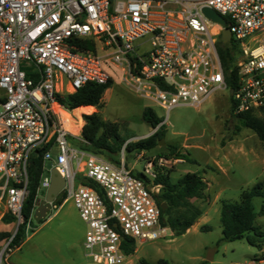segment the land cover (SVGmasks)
<instances>
[{
	"label": "built area",
	"instance_id": "built-area-1",
	"mask_svg": "<svg viewBox=\"0 0 264 264\" xmlns=\"http://www.w3.org/2000/svg\"><path fill=\"white\" fill-rule=\"evenodd\" d=\"M202 6L225 19L236 45L227 70L217 49L222 26L208 19ZM106 65L125 72L135 89L166 113L177 105L198 106L222 89H232L233 114L260 110L264 0H0V200L16 221L15 231L23 224L26 232L37 199L44 197L38 192L46 191L55 167L64 179L63 201L72 199L86 225V256L119 264L129 255L124 242L167 234L156 178L180 158L147 156L138 170L126 166L130 140L123 143L119 162L71 143L70 137L81 139V125L77 133L66 127L61 110L77 116L59 99L88 82L106 83L111 77ZM40 147H45L43 172L25 219L30 156ZM54 147V162L46 169ZM133 155L137 160L143 151ZM15 231L0 248V264L17 248L10 245Z\"/></svg>",
	"mask_w": 264,
	"mask_h": 264
},
{
	"label": "rangeland",
	"instance_id": "rangeland-1",
	"mask_svg": "<svg viewBox=\"0 0 264 264\" xmlns=\"http://www.w3.org/2000/svg\"><path fill=\"white\" fill-rule=\"evenodd\" d=\"M219 45L218 42L217 49ZM219 52L225 53L222 47ZM230 55L233 63L235 54L230 52ZM107 70L112 77L102 94L103 104L98 109L101 117L117 122L120 135L134 141L157 129L142 117L143 109L149 106L162 118L160 124L165 130L164 136L153 148L143 151L141 158L136 160L134 155L125 152L126 166L133 165L139 170L147 156L174 158L175 153L180 152L183 160L177 158L179 160L162 172L172 169V181L186 172H196L207 181L204 197L190 199L201 208V214L186 231L177 234V229L169 223L164 237L136 240L134 251L119 264H139L142 260L157 263L160 259L168 264H264V195L252 198L256 212L254 224L260 228L262 236L247 232L260 242V247L250 244L246 236L232 241L220 240V200L237 201L241 190L256 182H262L264 187V140L253 129L241 125L230 111L229 91L218 90L198 106L177 105L166 113L155 101L142 96L125 72L111 65ZM91 109L94 110V106ZM253 112L264 125V112ZM56 152L54 147L52 158L45 161L46 169L52 166ZM44 195L45 189H41L38 197ZM185 210L172 206L165 216L181 218ZM7 213L0 202V248L16 228V221L4 220ZM42 219H30V228L24 230L19 247L9 253L7 264H105L86 256L83 246L86 225L72 199L67 198L59 207H52Z\"/></svg>",
	"mask_w": 264,
	"mask_h": 264
},
{
	"label": "trees",
	"instance_id": "trees-1",
	"mask_svg": "<svg viewBox=\"0 0 264 264\" xmlns=\"http://www.w3.org/2000/svg\"><path fill=\"white\" fill-rule=\"evenodd\" d=\"M86 43L88 42L85 40L81 43V46L85 47ZM219 44L218 52L219 47H222L223 51L226 53L221 55L219 52V56L225 70H227L233 64L230 52L234 54L236 45L232 41L223 43L221 40H219ZM108 66L109 65H106V69ZM234 73L235 72L233 70L231 72L232 77L234 76ZM111 77L106 83L102 84L88 82L75 92L66 94L59 100L65 108L69 110L75 108L77 110L80 116V125L82 123V118L84 120L81 128V139L70 137L69 140L71 143L91 153L102 155L107 159L119 162V151L123 143L126 141V138H123L120 135L117 122L103 119L98 111L103 104L101 99L102 94L110 85ZM93 106L96 108L94 111L91 109ZM230 108V111L233 113V104ZM255 110L257 109L233 115L237 118L241 125L253 129L259 138L264 140V125L253 112ZM260 110L264 112V108ZM82 112L90 113H83L81 117ZM142 117L152 127H157V129L144 138L128 141L125 144L124 150L129 153V155H133L134 152L146 151L153 148L157 144V141L164 136V127L162 124H159L162 121V118H160L151 107L146 106L143 109ZM44 149L45 147L37 148L30 156L28 168V185L30 193L22 205V215L25 219L29 217L36 200V190L43 172L42 154ZM175 154L176 158L183 159V153L176 152ZM171 171L172 169L169 168L158 174L156 181L161 184V188L156 195V199L160 208L163 224L169 226L170 223L171 227L176 228V232L179 234L186 231L187 228H189L201 214V210L197 206L193 205L190 199L193 197L203 198L207 183L205 180L201 179L196 172H186L173 182L170 179ZM256 195H264L262 182H256L251 187L242 189L237 201L226 199L220 200L219 216L222 234L220 240L232 241L246 236V239L250 244L260 247V242H256L252 237L247 235L248 231H253L257 236H262V231L254 224L256 212L254 211L252 205V198ZM63 197V193H59L54 200L55 204L60 205L63 201ZM162 202L166 205L164 208L160 206ZM172 206L184 207L186 208L187 213L185 210V212L180 215L181 218L175 217L173 219H169L165 216V213L168 212ZM263 212L264 209L262 207V213ZM3 218L6 222L14 220L13 215L10 213L4 215ZM42 220L43 219H40V221ZM23 238L24 225L19 224L12 236V239L10 240V245L12 247H19ZM134 244V241H131L130 243L124 242L122 247L126 253L130 254L134 251ZM163 263L168 264L161 259L158 260L157 263L145 260L139 262V264Z\"/></svg>",
	"mask_w": 264,
	"mask_h": 264
},
{
	"label": "water",
	"instance_id": "water-1",
	"mask_svg": "<svg viewBox=\"0 0 264 264\" xmlns=\"http://www.w3.org/2000/svg\"><path fill=\"white\" fill-rule=\"evenodd\" d=\"M202 13L211 21L217 22L222 26L220 39L223 43L230 41L231 33L229 28L226 26L225 19L212 7L209 6H202L201 7ZM229 92H232L230 89ZM64 185V179L58 173L55 167L50 168V183L45 191V195L42 199H37V206L34 209V218L36 220H40L45 218L48 211L51 209L50 202L53 201L56 196L60 193L62 187ZM162 208L166 205L164 202L160 204Z\"/></svg>",
	"mask_w": 264,
	"mask_h": 264
},
{
	"label": "bare ground",
	"instance_id": "bare-ground-1",
	"mask_svg": "<svg viewBox=\"0 0 264 264\" xmlns=\"http://www.w3.org/2000/svg\"><path fill=\"white\" fill-rule=\"evenodd\" d=\"M62 119L65 122L66 127L73 133H77L80 129V116L76 109H74L73 114L77 116L76 120L72 118V114L61 110L60 112Z\"/></svg>",
	"mask_w": 264,
	"mask_h": 264
},
{
	"label": "crops",
	"instance_id": "crops-1",
	"mask_svg": "<svg viewBox=\"0 0 264 264\" xmlns=\"http://www.w3.org/2000/svg\"><path fill=\"white\" fill-rule=\"evenodd\" d=\"M94 108H95V107H94ZM94 110H96V108H95ZM94 110H93V111H94ZM90 112H92V111H90ZM90 112H83V113H90ZM83 113H82V114H83ZM82 114H81V117H82ZM83 123H84V120H83V118H82L81 128H82ZM180 159H181V158H180ZM181 160H183V159H181ZM170 179H171V178H170ZM203 180H204V179H203ZM171 181H172V180H171ZM205 181H206V180H205ZM173 182H174V181H173ZM206 183H207V181H206ZM206 188H207V187H206ZM206 188H205V189H206ZM204 193H205V190H204ZM194 198H195V197H194ZM0 202L3 203L1 200H0ZM61 203H62V202H61ZM3 204H4V203H3ZM60 205H61V204H60ZM60 205H58V207H59ZM199 209L201 210V208H199ZM44 221H45V220H44ZM187 229H188V228H187Z\"/></svg>",
	"mask_w": 264,
	"mask_h": 264
}]
</instances>
